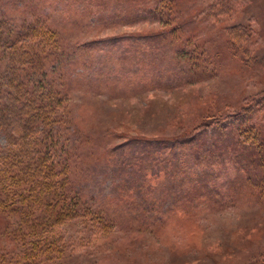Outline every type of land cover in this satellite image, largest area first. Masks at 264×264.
Segmentation results:
<instances>
[{
    "label": "rangeland",
    "instance_id": "374dc122",
    "mask_svg": "<svg viewBox=\"0 0 264 264\" xmlns=\"http://www.w3.org/2000/svg\"><path fill=\"white\" fill-rule=\"evenodd\" d=\"M169 3L156 15L159 0H0L15 27L40 17L56 35L47 76L67 95L75 186L109 226L67 222L56 264H264L259 161L228 129L183 139L169 162L157 142L194 134L264 89V0ZM231 25L250 33L255 62L232 44ZM11 220L0 210V249L18 245Z\"/></svg>",
    "mask_w": 264,
    "mask_h": 264
},
{
    "label": "trees",
    "instance_id": "16d2710c",
    "mask_svg": "<svg viewBox=\"0 0 264 264\" xmlns=\"http://www.w3.org/2000/svg\"><path fill=\"white\" fill-rule=\"evenodd\" d=\"M159 3L149 11L162 15L174 9L169 0ZM227 33L241 54L255 62L250 33L242 25L229 26ZM57 54L58 40L44 18L36 17L19 29L8 17L0 16V134L5 137L0 144V210L15 221L10 231L18 243L0 249V264H56L55 258L63 254L62 226L67 222L82 219L96 227H109L103 210L91 206L75 186L72 154L61 129L64 124L67 130L71 126L67 95L59 91L54 77L47 76L46 67ZM224 129L237 147L246 148L251 162L259 161L261 174L253 185L258 193L264 192V89L233 112L204 118L194 126V134L186 133L172 143L166 138L157 142L166 144L169 162L176 157L174 149L180 141L193 145L191 141L202 134L219 138L216 134L226 135ZM226 155L238 162L234 153ZM185 178L187 183L193 179L191 175Z\"/></svg>",
    "mask_w": 264,
    "mask_h": 264
}]
</instances>
